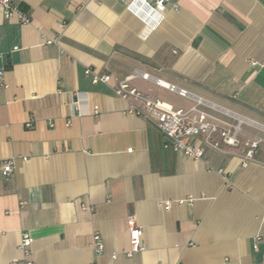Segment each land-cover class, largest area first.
Returning <instances> with one entry per match:
<instances>
[{
  "label": "crops",
  "instance_id": "crops-1",
  "mask_svg": "<svg viewBox=\"0 0 264 264\" xmlns=\"http://www.w3.org/2000/svg\"><path fill=\"white\" fill-rule=\"evenodd\" d=\"M14 1L30 21L0 12V167L13 159L0 175V264L23 258L24 233L33 264H264V157L241 166L264 136V0H168L157 25L132 0ZM87 69L111 79L93 83ZM147 72L240 122V144L192 138L198 160L164 147L154 125L124 114L115 79L133 76L173 109L193 101ZM130 218L143 250L127 255Z\"/></svg>",
  "mask_w": 264,
  "mask_h": 264
},
{
  "label": "built area",
  "instance_id": "built-area-1",
  "mask_svg": "<svg viewBox=\"0 0 264 264\" xmlns=\"http://www.w3.org/2000/svg\"><path fill=\"white\" fill-rule=\"evenodd\" d=\"M88 1V0H84ZM168 0H132L128 9L144 22L149 17H155V25L163 19L165 4ZM143 11V13L139 12ZM0 12L5 19H16L21 24H28L30 17L14 0H0ZM56 40L46 41L47 44L56 43ZM2 74V73H1ZM0 74V77H1ZM86 75H92L93 83L107 84L111 77L108 75H99L92 73L89 69L85 71ZM141 79L152 82L156 87L165 89L179 97L193 101V105L188 109H173L166 103L151 99L142 94L136 88L129 85L133 76L123 80L115 79L113 87L114 95L127 103L125 115L137 116L154 125L164 136L167 143L164 147L172 149L174 152L184 155L188 158L198 160L203 154V150L189 142L192 138H200L204 144L211 149L222 152V143L237 147L240 144V135L244 132L241 123L233 124L228 118L227 113H221L213 105L200 97H196L184 89L164 82L161 79L152 77L147 73L140 75ZM98 108L94 107L92 114L97 115ZM256 127V126H255ZM246 152L242 156L241 166L246 167L250 162L255 161L259 156L264 157V138L254 136L246 144ZM13 172V159L1 163L0 175L8 178ZM192 199L186 201H177L178 204H190ZM170 201L163 203L164 209L170 208ZM128 234L130 252L138 253L143 250L141 243L142 231L135 224L133 218L128 221ZM260 236L256 238L258 241ZM32 239L27 233L21 235L19 252L23 258L13 261L10 264H33L28 259ZM91 248L97 255L103 252L104 245L100 235L92 236Z\"/></svg>",
  "mask_w": 264,
  "mask_h": 264
},
{
  "label": "rangeland",
  "instance_id": "rangeland-1",
  "mask_svg": "<svg viewBox=\"0 0 264 264\" xmlns=\"http://www.w3.org/2000/svg\"><path fill=\"white\" fill-rule=\"evenodd\" d=\"M261 137H263V138H264V136H261ZM250 139H252V138H250Z\"/></svg>",
  "mask_w": 264,
  "mask_h": 264
}]
</instances>
